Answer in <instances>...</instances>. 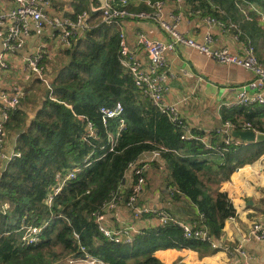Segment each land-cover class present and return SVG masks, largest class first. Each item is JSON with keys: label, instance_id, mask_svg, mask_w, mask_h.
<instances>
[{"label": "trees", "instance_id": "trees-1", "mask_svg": "<svg viewBox=\"0 0 264 264\" xmlns=\"http://www.w3.org/2000/svg\"><path fill=\"white\" fill-rule=\"evenodd\" d=\"M79 2L81 12L88 0ZM187 2L203 15L238 28L248 46H254L252 39L261 34L255 19L260 13L252 4L264 8V0H248L249 4L238 0ZM87 21L89 28L65 48L66 61L52 74L50 88L36 80L46 86L33 119L27 124L24 111L17 108L8 121L9 125L21 123L24 131L16 140L18 155L6 161L0 175V264H69L64 262L68 257L84 256L81 245L109 264H164L154 255L159 249H211V243L185 236L183 228L175 224L151 226L136 233L132 243H116L102 234L92 213L104 210L112 192L125 185L131 162L160 149L173 198L192 203L190 222L205 227L216 239L225 221L235 214L222 183L264 154V140L227 145L213 131L209 136L213 147L207 148L201 139H182L183 127L138 89L123 67L120 25L106 23L102 9L90 10ZM255 55L264 64L256 51ZM118 101L124 106L126 126L111 144L109 135L119 131V119L104 124L100 109ZM249 106L237 110L244 113L243 120L227 113L225 120H231L238 130L241 123L251 122L264 133V104ZM80 115L95 123L97 138L87 136V122ZM194 133L205 135L203 131ZM74 167L79 168L76 177L49 204L56 173ZM31 226L42 228L40 240L27 245L23 236Z\"/></svg>", "mask_w": 264, "mask_h": 264}, {"label": "crops", "instance_id": "crops-1", "mask_svg": "<svg viewBox=\"0 0 264 264\" xmlns=\"http://www.w3.org/2000/svg\"><path fill=\"white\" fill-rule=\"evenodd\" d=\"M155 1V0H153ZM164 15L168 17L171 12L181 16L180 30L188 36L194 37L199 42H204V37L212 35V49L227 47L232 53H241L248 43L240 37L238 28L210 24L204 16L193 12L187 0H165ZM105 3L111 7L122 8L121 0H88L87 7L82 11H95L102 9ZM15 0H0V12H6L15 6ZM79 0H53L52 5L46 9L48 18L58 17L66 24L75 21L78 13ZM144 2L129 0L127 8L131 11L142 10ZM262 14H256L255 19L261 28V34L254 37L251 42L257 56L264 63V8L257 3L252 4ZM88 8V9H87ZM144 9H151L146 6ZM81 11V12H82ZM3 27L0 26V89L11 94L20 88L23 96L20 99V108L27 116V124L33 119L35 112L40 107L45 86L36 82L41 79L37 74L28 71V59L36 52L40 44H47V54L42 64L45 67V77L50 80L52 74L63 65L66 56L60 38V30L52 25L42 29L32 27L30 35L26 37L24 45L15 53L4 54ZM121 30L127 37V42L135 55L147 61L146 51L137 44V34L143 31L148 37L166 41L168 36L156 24L147 21L123 20ZM167 67L175 76L166 83L165 99L177 106L185 125L192 131L213 132L221 127L225 120V113L234 114L240 121L244 113L237 110L242 107L236 105L237 87L247 86L250 94L258 91L254 81V73L237 66L220 64L209 59L200 52L185 45H179L177 50L164 53ZM5 60L8 67H2L1 61ZM42 80V79H41ZM40 80V81H41ZM250 107V106H244ZM2 102L0 100V119ZM249 112V110L247 111ZM233 115V116H234ZM264 120V118H263ZM7 140L4 144L5 154L9 157L16 151V140L24 131L21 123L6 124ZM142 156V155H141ZM7 159L0 158V175L5 168ZM154 162L159 165H155ZM169 171L165 160L160 158L150 163L146 172L147 186L140 203L164 209L175 217L190 222L195 208L185 198H173V192L166 180ZM133 175L130 170L126 173L123 193L130 190ZM222 190L228 194L234 208V219H227L224 228L216 242L217 248L211 249L167 248L159 249L154 255L164 264H264V239L256 238L252 233L253 224L264 222V154L256 161L238 168L231 179L222 183ZM105 225L111 228H120L133 224L141 230L156 226L157 221L148 216L136 219L132 210L124 205L116 208H104ZM150 219L149 222H147ZM240 247L246 252H230Z\"/></svg>", "mask_w": 264, "mask_h": 264}, {"label": "built area", "instance_id": "built-area-1", "mask_svg": "<svg viewBox=\"0 0 264 264\" xmlns=\"http://www.w3.org/2000/svg\"><path fill=\"white\" fill-rule=\"evenodd\" d=\"M142 1L151 9H142L139 11H131L127 8L129 0H121L123 7L114 8L108 3H105L102 7L104 12V20L106 23L111 24L117 22L122 28L123 20H137L147 21L156 24L166 35L168 39L166 41L155 40L148 37L143 31H139L137 34V44L142 47L147 54V61L142 62L135 51L132 50L127 42L126 34L123 30L120 32V60L123 67L133 77L138 89L150 98V100L163 112L166 113L171 121L180 127H183L184 134L182 139H201L207 148H212V143L209 141L211 132L204 131V136H198L194 131L188 129L185 122L180 115L177 106L165 99L166 81L174 77L175 74L167 67L166 58L164 53L166 51L177 50L179 45H185L194 49L201 54L205 55L209 59H212L220 64L225 65H237L243 67L252 73H254V81L258 88L257 93L250 94L247 86L242 85L237 87V96L235 100L236 105L249 106L252 104H264V64H262L255 55L254 46L246 45L241 53H232L227 47L221 49H212L211 43L213 42L212 35L208 34L204 37V42H199L194 37L188 36L180 30L179 24L181 16L177 12H171L168 17L164 15V7L166 5L165 0H137ZM240 2L249 4L248 0H238ZM53 0H15V6L6 12H0V26L3 27L4 39L3 48L4 54H11L17 52L24 45L25 39L30 35L32 27L42 29L46 25H52L60 30L59 38L63 47H71L79 35L89 28L88 17L89 11L78 12L75 17V21L66 24L58 17L48 18L46 9L52 5ZM255 8V7H253ZM257 11L258 9L255 8ZM198 15H203L200 10H193ZM262 14L260 11H258ZM204 16V15H203ZM208 23L224 24L211 16H204ZM47 44L42 43L37 48L36 52L28 59L27 69L37 74L50 88V80L45 75V67L42 64L44 57L47 54ZM2 67H8L7 62L3 59L1 61ZM23 96V92L18 88L14 94L6 90L0 89V100L2 102V111L0 119V158L11 159L12 156L18 155L14 153L11 156H7L4 151V144L7 140L6 124L11 117L13 110L17 109L20 105V99ZM124 111L123 104L118 101L113 106L104 105L101 107L104 124L109 119H119V131L116 135L110 134L111 144L117 141V137L120 132L125 128L126 121L122 116ZM86 123L87 136L97 138V127L95 123L87 116L80 115ZM240 130H253L259 133L252 125L251 122H243L240 125ZM237 129L231 120H224L223 125L214 130L219 135H222L224 142L229 145L235 143L240 145L244 142L240 137H235L233 132ZM161 158V150L147 151L139 157L135 162L129 164L130 172L133 175L132 186L130 188L129 195L125 198L123 193V187L117 191L112 192L110 199L104 204V208H116L120 205H124L132 210L133 216L136 219H141L148 216L157 221V225L166 226L169 224H175L183 228L185 236L189 238L197 237L203 241L211 243L214 248L218 247L216 239L210 235L205 227H199L195 223L185 222L170 212L164 209L150 207L140 203V197L147 186L146 172L151 162ZM79 168L74 167L64 171L56 173L55 184L52 186L51 194L48 198V203L51 204L55 195L60 193L67 181L76 177ZM173 190V189H171ZM95 221L98 223L99 230L102 234L116 243H132L134 235L142 232L134 227L133 224H127L120 228H111L104 223L105 213L104 210H96L93 213ZM229 219H234V216H230ZM150 219L147 221L149 222ZM42 228L39 226H31L26 230L23 236L25 244L37 243L40 240V233ZM251 233L258 239H264V222H256L253 224ZM78 240L80 236L78 233L74 234ZM81 250L84 253L83 257L75 258L68 257L67 262L69 264H109L103 259L88 252L84 245H81ZM239 252L246 255V252L240 247L230 251Z\"/></svg>", "mask_w": 264, "mask_h": 264}, {"label": "water", "instance_id": "water-1", "mask_svg": "<svg viewBox=\"0 0 264 264\" xmlns=\"http://www.w3.org/2000/svg\"><path fill=\"white\" fill-rule=\"evenodd\" d=\"M235 137H240L246 142H255L264 140V133H256L253 130H235L233 132Z\"/></svg>", "mask_w": 264, "mask_h": 264}, {"label": "rangeland", "instance_id": "rangeland-1", "mask_svg": "<svg viewBox=\"0 0 264 264\" xmlns=\"http://www.w3.org/2000/svg\"><path fill=\"white\" fill-rule=\"evenodd\" d=\"M67 259H65V261L64 262H66L67 263V261H66Z\"/></svg>", "mask_w": 264, "mask_h": 264}]
</instances>
